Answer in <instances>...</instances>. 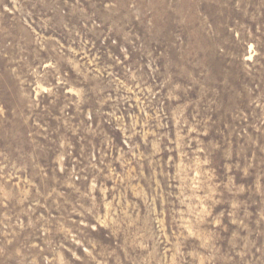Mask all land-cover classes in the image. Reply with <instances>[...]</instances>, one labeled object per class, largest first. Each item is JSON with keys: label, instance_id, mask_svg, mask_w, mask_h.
<instances>
[{"label": "rangeland", "instance_id": "374dc122", "mask_svg": "<svg viewBox=\"0 0 264 264\" xmlns=\"http://www.w3.org/2000/svg\"><path fill=\"white\" fill-rule=\"evenodd\" d=\"M0 264H264V0H0Z\"/></svg>", "mask_w": 264, "mask_h": 264}]
</instances>
